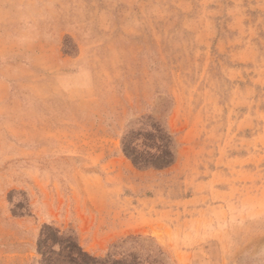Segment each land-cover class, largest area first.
<instances>
[{
  "label": "rangeland",
  "instance_id": "obj_1",
  "mask_svg": "<svg viewBox=\"0 0 264 264\" xmlns=\"http://www.w3.org/2000/svg\"><path fill=\"white\" fill-rule=\"evenodd\" d=\"M0 264H264V0H0Z\"/></svg>",
  "mask_w": 264,
  "mask_h": 264
},
{
  "label": "trees",
  "instance_id": "obj_2",
  "mask_svg": "<svg viewBox=\"0 0 264 264\" xmlns=\"http://www.w3.org/2000/svg\"><path fill=\"white\" fill-rule=\"evenodd\" d=\"M138 135L135 138L125 135L121 140L124 155L135 167L159 169L165 168L173 162L172 138L159 125L154 124L150 133L145 136L139 135L138 137ZM140 138L141 143L139 144ZM45 229L50 228L45 227ZM44 246L43 244L42 247ZM76 255L74 256L75 260L80 259V256L89 258L81 250L79 255L78 253Z\"/></svg>",
  "mask_w": 264,
  "mask_h": 264
}]
</instances>
